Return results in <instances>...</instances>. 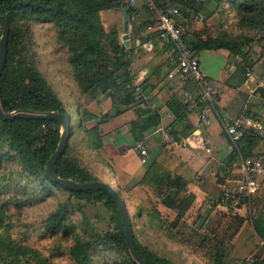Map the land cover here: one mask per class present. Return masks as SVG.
<instances>
[{
    "label": "trees",
    "instance_id": "obj_1",
    "mask_svg": "<svg viewBox=\"0 0 264 264\" xmlns=\"http://www.w3.org/2000/svg\"><path fill=\"white\" fill-rule=\"evenodd\" d=\"M207 1L209 0L204 3L197 0H179L177 4L180 6L182 17L191 19L189 21L191 23L192 17L197 13L203 14L205 19L213 15L204 7ZM216 2L219 5L217 7L219 17L224 13L226 6L236 19V25L240 30L255 32L260 35L257 43L264 42V0H216ZM122 3L121 0H0V15L5 17L9 25L7 55L0 77L2 109L8 113L58 112L71 116L64 103L36 68L34 55L29 54L32 28L36 25H49L53 30L55 43L60 48L58 50L66 54L68 75L76 84L74 89L77 95L76 123H72L71 118L65 151L55 165V173L59 178L77 183L98 182V179L92 176L71 152L73 144L81 145L86 151L101 147L98 126L92 128L86 126L88 122L94 120V116L84 107L82 102L84 98L87 99L85 104L98 103L99 100L107 98L111 108L115 110V116L133 109L137 119L129 126L136 141L141 140V134L144 131L159 122L158 116L149 109L140 108L144 101L142 97L137 98L131 88L133 80L129 71V50L120 44L118 32H106L101 23L100 13L121 8ZM155 3L158 7L168 5L159 3L158 0H155ZM220 5L224 10H220ZM136 13L137 9L127 8L128 17ZM182 38L194 56L205 50H225L233 57L241 55L239 46L232 44L226 35L211 37L200 32L196 34L195 40L189 41L183 35ZM253 39L243 37V40L248 42ZM166 49L169 50L167 47ZM255 94L264 101V87H257ZM167 107L175 119L180 118L181 107L176 101H169ZM107 116L104 115L100 122H103ZM142 116L146 117L142 119ZM59 137L60 126L54 121L23 119L3 121L0 119V189L5 185L11 186L14 194L13 197L9 196L7 201H0V264H56L43 259L38 252L29 247L18 244L10 235L13 226L8 213L10 206L19 211L27 202L28 204L34 202L31 197L28 201H24L27 197V189L14 185L16 181L14 171H11L8 176L4 174L11 167L19 169L18 173L22 178L26 176L28 180L31 179L30 182L35 183L36 188L48 198L53 196L52 190L55 189L69 198L73 197L88 203H103L112 213L113 232L105 237L95 236L88 231H83L81 235L76 233L66 209L72 205L69 200L60 204L63 206L42 221L44 236L65 242L73 240V244L67 249L70 258L68 264H93V258L99 255L98 249L102 248L105 252L113 249L110 242H114L118 249L126 253L127 264H136L125 246L124 228L116 204L106 191L96 189L85 193H74L51 182L47 177L45 165L56 150ZM261 141L260 136L247 131L238 143L240 154L244 158L253 157V151ZM225 161L226 164L237 161L235 151L230 153ZM161 166L162 164L153 161L147 167L145 174L154 173L157 170L155 196L160 199L162 206L176 213L174 221L178 223L191 208L195 197L186 192L187 183L181 176H171L168 173L160 175L158 171H162ZM110 180L116 184V188L111 187V184H104L109 185L120 196L119 191L122 189L118 190L120 187L115 178ZM0 193L6 194L1 191ZM221 199L222 197L218 202H221ZM261 202L264 203V196ZM228 203L230 202L224 198V204ZM257 207L256 205L252 208L254 211L256 208L252 229L259 240L264 241V215L263 211H258ZM235 232H231L230 238ZM132 235L135 250L146 264H172L169 260L158 257L148 249L139 246L133 231ZM189 245L192 247L191 253L196 256L200 264H264V258L261 261L254 258L233 259L231 241L229 243L204 236L198 240V244ZM260 247L264 253V246Z\"/></svg>",
    "mask_w": 264,
    "mask_h": 264
},
{
    "label": "rangeland",
    "instance_id": "obj_2",
    "mask_svg": "<svg viewBox=\"0 0 264 264\" xmlns=\"http://www.w3.org/2000/svg\"><path fill=\"white\" fill-rule=\"evenodd\" d=\"M173 5L180 9L177 3ZM204 7L213 14L208 19H205L203 23L204 26H209L212 30L211 36L226 35L232 44L234 43L239 46L241 55L236 57L231 56L232 60H238V71L244 74L248 73L249 76H245L246 78H251L252 84L264 87V42L257 43L260 35L255 32L240 30L236 25V19L226 6L224 7V13L219 17L217 15V7L219 5L216 0L207 1ZM221 9L224 10L222 5H220ZM151 17L154 23V16L152 15ZM100 19L101 23L109 24L106 29L104 28L106 32L116 31L119 34L122 28V20L119 14L116 22H110L109 18L104 14L103 16L100 14ZM243 37L254 39L248 42L243 40ZM119 42L123 43L121 39H119ZM58 49L60 48L55 43L54 32L49 25L39 24L32 28V44L29 54L34 55L36 68L64 103L66 110L70 112L72 123H76L75 99L77 95L74 93L76 84L68 75L69 66L66 62V54L64 51ZM213 93L211 97L212 104L206 105L212 112L215 101ZM86 100L84 98L82 101L84 107L89 111L90 105H93L94 109L100 111L99 117H103L104 108L100 100L98 103L85 104ZM249 105H251V102L248 103V107ZM243 111L248 113V109H243ZM250 117L252 118L251 115ZM258 124L263 127L262 132H264V123L260 122ZM77 137L79 136L77 135ZM166 144L168 145L169 143ZM72 146V154L92 176L98 179V182L108 183L111 184V187L116 188V184L110 180L111 178H115L120 187L118 190L122 189L119 191L120 196L126 204L130 225H132V231L139 246L148 249L158 257L169 260L172 264H200L196 256L191 253L192 247L189 244H198V240L204 236L228 241L229 243L230 241L232 242L233 236L230 238V235L233 231V208L235 206L241 205V210H243L241 214L247 219L248 225L251 228L249 220L251 218L252 221L253 215L256 213V210L254 211L252 208L260 204L258 203L260 199L258 196L262 193L263 188L254 197L255 200L252 198L249 201V205L246 204L244 206L242 203H236V201L233 204H224V194L233 191L235 188L233 187V179H229L232 182L221 184V188L209 183L207 184L205 181L202 184L204 189H202L201 194L199 193V199L197 200V197L194 199L191 210L180 218L177 223L174 221L176 220V213L162 207L160 199L155 196L157 170L154 173L147 172L140 180L134 183V179L125 170V165L110 159L103 149L102 143L100 148L90 151L84 150L81 145L73 144ZM261 148L264 149V143L261 145ZM176 169L175 159L170 158L162 164L160 167L162 171H158V173L160 175H167L168 173L171 176H180L177 172H182V174L187 173V170L184 168L183 170L181 168L180 170L177 169V171ZM11 171H14L16 175L14 185L27 189V197L24 198V201H28L31 197L34 199V202L30 204L27 202L19 211L10 206L8 213L13 224L10 235L18 244L38 252L43 259H48L56 264L70 263L67 249L73 244V240L65 242L44 236V230L41 226L43 220L61 208L63 205L60 204L68 200L72 205L70 208L66 207V209L77 234L81 235L84 233L83 231H88V233H92L95 236L105 237L107 234L113 232L112 213L103 203H88L73 197L69 198L55 189L52 190L54 192L53 196L48 198L36 188L35 183L30 182L31 179L28 180L26 176L22 178L20 173H18L19 169L11 167L4 174L8 176ZM196 177H188L187 193L192 192L193 186H196V182L199 183L201 180H205ZM205 185H207L206 188ZM262 187H264V184ZM0 191L6 192L5 195L0 193V201H7L9 196L13 197L14 195L11 186H2ZM8 191L10 193L7 194ZM221 197V202H218ZM249 210L251 211L250 215ZM110 244L113 247L110 252H105L102 248L98 249L99 255L93 258V264H127L126 253L118 249L114 242H110ZM25 258L30 260L28 257Z\"/></svg>",
    "mask_w": 264,
    "mask_h": 264
},
{
    "label": "crops",
    "instance_id": "obj_3",
    "mask_svg": "<svg viewBox=\"0 0 264 264\" xmlns=\"http://www.w3.org/2000/svg\"><path fill=\"white\" fill-rule=\"evenodd\" d=\"M178 1L158 0L159 3L168 5L176 4ZM100 14L107 16L110 22H116L119 14L122 28L118 36L121 39L125 34L123 32L122 6L119 10H110ZM151 16L147 10L137 5L136 24H129L126 33L127 46H124L123 43L120 44L129 50L130 76L133 83L140 87L141 97L144 101L140 108L146 107L157 115L158 124L144 131L141 134V140L136 141L129 126L137 119L134 110L128 109L122 115L115 116V110L111 108L109 100L103 98L100 101L104 108L103 116H108L103 122H100L102 118L99 117L100 111L90 105L89 112L94 116V120L86 126L87 128L98 126L102 147L108 157L123 163L125 170L134 179V183L144 176L151 162L156 161L161 165L172 158L175 159L178 170L180 168L187 170L186 174L177 172L186 183L189 182L188 177L198 176L205 179L199 183L196 182V186H193L191 194L195 199L197 197V200L199 193L201 194L204 189L202 184L205 181L207 184L221 188V184L232 182L229 179H233V187L236 188L240 176L238 160L233 161L232 164H226L225 160L233 150L221 130L219 121L224 119L229 123H234L239 122L243 116H248L256 123H264V101L255 94V89L261 85L252 84L251 78H246L247 74L238 71V60H232L227 51H201L196 55V58L205 82L214 90V110L212 112L206 105H200L192 112H188L187 109L185 111L183 94L187 92L192 96H197L198 91L192 82L168 78L173 66L168 60L166 47L159 42L154 27L150 26L153 23ZM102 24L105 29L109 25L103 22ZM181 29L183 37L189 41L195 40L196 34L200 32L209 36L212 32L209 26L194 22L182 24ZM212 67L213 69H211ZM171 100L176 101L177 105L181 107L179 119H175L167 107ZM249 102L251 105L248 107ZM243 109H248V113ZM203 115L206 116L208 124L200 118ZM145 117L142 116V119ZM247 131L262 138V141L254 149L252 157L262 163L264 149L261 148V145L264 143V132H258L254 128ZM164 134L169 135L172 143L166 144L163 139ZM136 142H142L148 151V158L144 164L141 163L138 153L134 150ZM206 149H209L210 152L207 153ZM172 155L174 156L171 157ZM206 187L207 185H205ZM262 188L263 191L258 196L260 204L257 205V208L258 211L262 210L264 215V203L261 202L264 196V187ZM233 209L237 211L233 210V232L236 231L231 242L233 259L263 260L264 253L260 246H264V241L259 240L252 231L253 229L251 230V218L249 220L250 228L247 219L241 214L243 212L241 205L235 206Z\"/></svg>",
    "mask_w": 264,
    "mask_h": 264
},
{
    "label": "built area",
    "instance_id": "obj_4",
    "mask_svg": "<svg viewBox=\"0 0 264 264\" xmlns=\"http://www.w3.org/2000/svg\"><path fill=\"white\" fill-rule=\"evenodd\" d=\"M197 1L204 3L206 0ZM124 3L126 9H137V5H140L154 16L152 27L156 31L159 42L169 49L168 60L173 66L168 78L187 80L195 85L198 91L197 96H192L187 92L183 94L187 111H194L198 105H211L213 88L205 82L196 56L187 48L182 38L181 25L187 24L191 19L183 18L177 6L165 5L158 7L155 0H125ZM204 21L205 17L201 13H197L192 17V22L194 23L203 24ZM128 23L136 24L135 14L128 17ZM131 88H133L136 97L140 98V87L133 83ZM200 118L207 122L205 115L200 116ZM219 123L223 134L231 144L232 150L237 154L240 171L236 188L231 192L225 193L224 198L232 204L236 201V203H242L244 206L246 204L249 205V201L258 195L264 183V161L260 163L254 159L244 158L239 152L238 143L248 129L254 128L256 131L262 132L263 127L248 116H243L239 122L229 123L224 119H220ZM163 139L166 143H172L168 134H164ZM134 150L138 153L141 163H146L148 158L146 146L142 142H136ZM206 152L209 153L210 150L206 149Z\"/></svg>",
    "mask_w": 264,
    "mask_h": 264
},
{
    "label": "water",
    "instance_id": "obj_5",
    "mask_svg": "<svg viewBox=\"0 0 264 264\" xmlns=\"http://www.w3.org/2000/svg\"><path fill=\"white\" fill-rule=\"evenodd\" d=\"M122 6V18H123V32L125 33L121 40L123 45L127 46V31H128V16L125 3L121 4ZM0 77L4 69L6 55H7V44L9 36V25L5 17L0 15ZM0 119L3 121H10L13 119H23V120H45V121H54L60 126V137L57 144V148L54 153L48 159L45 165V172L49 180L59 186L67 189L68 191L74 193H85L91 190H104L106 191L116 204L121 223L124 228L125 233V246L127 251L132 258L133 262L136 264H146L138 255L135 250L133 235L131 231L130 219L128 216V211L124 201L120 198L119 194L115 192L109 185H106L102 182H88V183H77L69 179H62L56 176L55 165L57 160L61 157L65 151L66 144L69 137L70 127H71V116L61 114L58 112H49L44 114H36L32 112H5L0 105Z\"/></svg>",
    "mask_w": 264,
    "mask_h": 264
}]
</instances>
